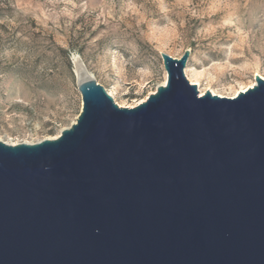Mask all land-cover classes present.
Wrapping results in <instances>:
<instances>
[{"label":"water","instance_id":"water-1","mask_svg":"<svg viewBox=\"0 0 264 264\" xmlns=\"http://www.w3.org/2000/svg\"><path fill=\"white\" fill-rule=\"evenodd\" d=\"M189 55L132 108L81 61L73 124L0 141V264H264V81L200 96Z\"/></svg>","mask_w":264,"mask_h":264},{"label":"rangeland","instance_id":"rangeland-1","mask_svg":"<svg viewBox=\"0 0 264 264\" xmlns=\"http://www.w3.org/2000/svg\"><path fill=\"white\" fill-rule=\"evenodd\" d=\"M185 50V76L232 98L264 77V0H0V141L34 144L75 122V55L132 108L166 80L160 54Z\"/></svg>","mask_w":264,"mask_h":264},{"label":"bare ground","instance_id":"bare-ground-1","mask_svg":"<svg viewBox=\"0 0 264 264\" xmlns=\"http://www.w3.org/2000/svg\"><path fill=\"white\" fill-rule=\"evenodd\" d=\"M71 65H72V71L73 75L76 78L78 82L83 81V75H82V66H81V59L79 56H73L71 59ZM187 80L191 83L197 86V89L199 91V95L202 96L205 92H210L212 95L218 96L222 98L223 96L220 94L215 93L213 90H211L209 87H204L201 89L200 85V76L198 74H195L193 78H189L187 75ZM264 81V77H260ZM166 80L161 84L162 86L165 84ZM255 85V82L251 83L249 86L242 89L240 92H245L247 89L252 88ZM239 92H237L235 95L231 97H235ZM110 96H112L111 93H109ZM56 138V137H55ZM14 145V144H13Z\"/></svg>","mask_w":264,"mask_h":264}]
</instances>
